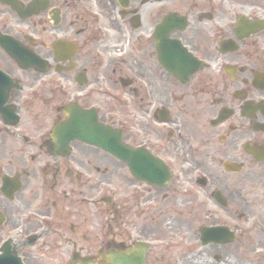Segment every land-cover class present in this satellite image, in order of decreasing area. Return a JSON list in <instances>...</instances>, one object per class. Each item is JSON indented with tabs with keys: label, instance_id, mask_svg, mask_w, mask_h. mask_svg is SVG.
I'll use <instances>...</instances> for the list:
<instances>
[{
	"label": "flooded vegetation",
	"instance_id": "obj_1",
	"mask_svg": "<svg viewBox=\"0 0 264 264\" xmlns=\"http://www.w3.org/2000/svg\"><path fill=\"white\" fill-rule=\"evenodd\" d=\"M260 235L264 0H0V248L264 264Z\"/></svg>",
	"mask_w": 264,
	"mask_h": 264
},
{
	"label": "rangeland",
	"instance_id": "obj_2",
	"mask_svg": "<svg viewBox=\"0 0 264 264\" xmlns=\"http://www.w3.org/2000/svg\"><path fill=\"white\" fill-rule=\"evenodd\" d=\"M98 155V154H96ZM261 236V235H260ZM261 242L263 243L264 242V238L263 236H261ZM258 240V238H257ZM209 250H206V253L205 254H202L200 255L198 258V261L200 259H203V262L201 264H238L240 262V257L242 256V249L240 248L238 250V247L237 246H234V247H231L229 248L230 250L229 251H226L225 250H221L220 251L222 252V255H224V260H222L221 262L219 263H212L211 261V256L216 252V250L218 249H212V248H208ZM200 262V261H199Z\"/></svg>",
	"mask_w": 264,
	"mask_h": 264
},
{
	"label": "water",
	"instance_id": "obj_3",
	"mask_svg": "<svg viewBox=\"0 0 264 264\" xmlns=\"http://www.w3.org/2000/svg\"><path fill=\"white\" fill-rule=\"evenodd\" d=\"M99 145L100 146H102L103 148H105V149H109L108 147H110V142H108V141H105L104 139L103 140H101V142L99 143ZM118 151H120V150H118ZM123 159L126 161L127 160V156L125 157V156H123Z\"/></svg>",
	"mask_w": 264,
	"mask_h": 264
}]
</instances>
